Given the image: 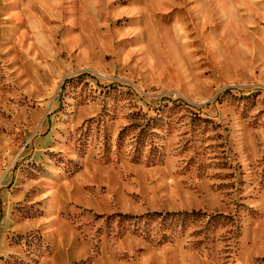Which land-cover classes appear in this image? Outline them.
Instances as JSON below:
<instances>
[{
  "label": "rangeland",
  "instance_id": "rangeland-1",
  "mask_svg": "<svg viewBox=\"0 0 264 264\" xmlns=\"http://www.w3.org/2000/svg\"><path fill=\"white\" fill-rule=\"evenodd\" d=\"M0 264H264V0H0Z\"/></svg>",
  "mask_w": 264,
  "mask_h": 264
},
{
  "label": "trees",
  "instance_id": "trees-1",
  "mask_svg": "<svg viewBox=\"0 0 264 264\" xmlns=\"http://www.w3.org/2000/svg\"><path fill=\"white\" fill-rule=\"evenodd\" d=\"M117 217H120V219H125V218H127V216L126 215H117Z\"/></svg>",
  "mask_w": 264,
  "mask_h": 264
}]
</instances>
